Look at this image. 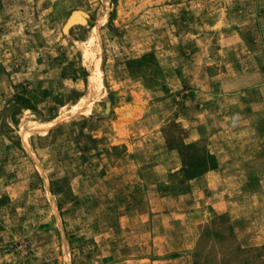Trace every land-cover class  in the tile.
Masks as SVG:
<instances>
[{
	"label": "rangeland",
	"instance_id": "obj_1",
	"mask_svg": "<svg viewBox=\"0 0 264 264\" xmlns=\"http://www.w3.org/2000/svg\"><path fill=\"white\" fill-rule=\"evenodd\" d=\"M0 264H264V0H0Z\"/></svg>",
	"mask_w": 264,
	"mask_h": 264
}]
</instances>
